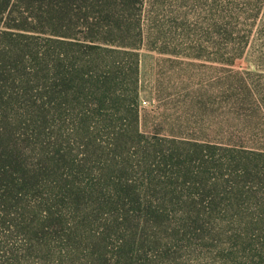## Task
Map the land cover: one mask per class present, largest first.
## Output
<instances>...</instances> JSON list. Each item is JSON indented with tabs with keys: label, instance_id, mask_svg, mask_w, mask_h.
<instances>
[{
	"label": "rangeland",
	"instance_id": "obj_1",
	"mask_svg": "<svg viewBox=\"0 0 264 264\" xmlns=\"http://www.w3.org/2000/svg\"><path fill=\"white\" fill-rule=\"evenodd\" d=\"M72 6L71 14L99 10L90 0ZM103 7L115 16L95 33L112 42L98 49L67 19L50 26L27 18L36 32L0 34V62L22 61L18 47L27 44L34 94L43 91V61L66 64L59 71L75 78L99 67L117 82L102 116L86 86L65 97L60 84L58 120L45 121V111L28 129L37 143L56 141L51 182L82 193L76 205L59 204L62 223L37 212L26 229L0 225V264H264V0ZM13 8L20 23L46 9L39 0ZM40 157L37 150L33 160Z\"/></svg>",
	"mask_w": 264,
	"mask_h": 264
},
{
	"label": "trees",
	"instance_id": "obj_2",
	"mask_svg": "<svg viewBox=\"0 0 264 264\" xmlns=\"http://www.w3.org/2000/svg\"><path fill=\"white\" fill-rule=\"evenodd\" d=\"M17 1L0 0V34L13 37L24 36L23 32L27 30L35 31V29H28L24 25L27 18L32 21L43 22L45 20L50 26H58L57 23L67 19L66 25H77L78 33L87 31L86 44L89 48L98 49L102 47L103 43L112 42L106 39L104 35L98 38L97 34L99 33H95V28L99 25L103 26L107 22L105 21L106 18L111 19L115 16L113 13L110 16L104 13L103 4L105 0H90L93 7L98 6L99 10L96 13L86 12L84 15L71 14L72 12L66 11V8H73L74 1L79 0H39L41 6H45L46 9L41 10L36 15L25 17L21 23L13 16L16 11L13 5ZM26 1L33 3L35 0ZM63 3L69 5L63 7ZM93 7L92 11H94ZM120 21V18L115 20L118 24L117 27H120ZM53 34L64 37L66 39L64 41L72 43L82 40L76 39L75 36L78 34L74 33L57 32ZM122 44L127 43L122 42ZM18 48L21 52L22 61L0 62V220H3L0 225L8 224L9 227H12L25 224L24 228L26 229V221L35 219L37 212L43 214L42 219L52 225L62 223L64 217L59 204L72 202L76 205L78 203L76 195L79 196L82 193L81 189L72 191L66 183H64L66 191H59L57 189L58 183L51 182L49 178L57 174L61 160L56 149L51 151L56 141L51 139L53 136H48L46 146L43 143H37L35 141L37 137L29 135L28 129L31 126L39 127L37 121L45 111L49 115V117H44L45 121L56 122L58 120L59 107L57 101L59 98L57 91L60 84L66 87L65 97L69 96V90L82 88L85 91L86 86L88 90L86 98L88 96L91 98L93 109L102 116V110L107 100L106 94L114 95L116 93L117 82L108 79L99 67L87 72L86 74L89 75L86 78H75L66 75L71 72L70 68L69 71H59L61 67H66V64L59 61H43L47 71L43 91L39 87L41 92L34 94L31 86H29L30 78L28 77L34 65L26 63V56L29 54L27 44H20ZM231 54L233 60L241 57L243 51ZM96 62L92 61V64ZM9 63L11 64L8 65ZM60 74H62L61 77H58ZM46 96L49 97L48 104L43 101ZM31 144H37V148L28 152L27 149ZM37 150H39L41 157L34 161ZM45 195L47 197L44 198ZM23 201L26 203L24 204ZM40 201L42 202L40 203ZM7 217L11 218L8 219ZM51 224L49 226H52Z\"/></svg>",
	"mask_w": 264,
	"mask_h": 264
}]
</instances>
